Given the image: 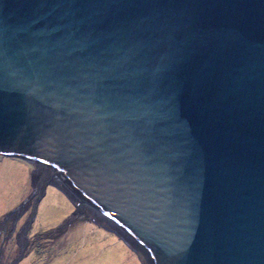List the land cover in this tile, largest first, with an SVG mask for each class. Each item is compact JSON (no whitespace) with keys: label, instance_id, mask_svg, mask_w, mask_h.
Returning a JSON list of instances; mask_svg holds the SVG:
<instances>
[{"label":"water","instance_id":"1","mask_svg":"<svg viewBox=\"0 0 264 264\" xmlns=\"http://www.w3.org/2000/svg\"><path fill=\"white\" fill-rule=\"evenodd\" d=\"M5 162L137 264H264V0H0Z\"/></svg>","mask_w":264,"mask_h":264},{"label":"rangeland","instance_id":"2","mask_svg":"<svg viewBox=\"0 0 264 264\" xmlns=\"http://www.w3.org/2000/svg\"><path fill=\"white\" fill-rule=\"evenodd\" d=\"M34 179L19 175L7 162L0 164V247L12 257L18 254L14 236L5 240L2 236L10 223L18 219V227L31 215L40 189L38 184L37 190L33 187ZM34 212L24 224L25 253L16 264H137L129 248L116 238L53 209L45 191Z\"/></svg>","mask_w":264,"mask_h":264},{"label":"flooded vegetation","instance_id":"3","mask_svg":"<svg viewBox=\"0 0 264 264\" xmlns=\"http://www.w3.org/2000/svg\"><path fill=\"white\" fill-rule=\"evenodd\" d=\"M32 185L34 188H36L37 183H36L35 179L33 180ZM36 190H37V188H36ZM28 218H29V216H26L25 220H22L19 223L18 227H17L18 224H16L18 219H16L15 222L10 223L8 229L5 230V235L2 236V239L5 240L7 238H10V237L12 238L14 236V244L17 245L18 254L12 257L11 254L8 255V254L4 253V251L0 247V264H16L18 262V260L21 258L22 254L25 253V252H23L25 250V248H24L25 237L23 235L19 234V232H20V229L22 228V226H24L25 222L28 221ZM22 237H24L23 241L21 239ZM20 241L23 242L22 243L23 244L22 253H21V248H20ZM1 246H3V241H1ZM10 257H12V258H10Z\"/></svg>","mask_w":264,"mask_h":264},{"label":"bare ground","instance_id":"4","mask_svg":"<svg viewBox=\"0 0 264 264\" xmlns=\"http://www.w3.org/2000/svg\"><path fill=\"white\" fill-rule=\"evenodd\" d=\"M35 181L39 186L41 185V183L37 179H35Z\"/></svg>","mask_w":264,"mask_h":264}]
</instances>
